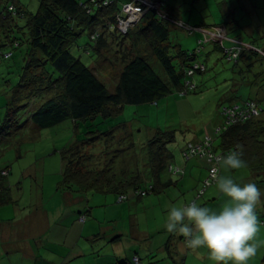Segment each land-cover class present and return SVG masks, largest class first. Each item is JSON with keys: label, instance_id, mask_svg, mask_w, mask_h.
<instances>
[{"label": "trees", "instance_id": "16d2710c", "mask_svg": "<svg viewBox=\"0 0 264 264\" xmlns=\"http://www.w3.org/2000/svg\"><path fill=\"white\" fill-rule=\"evenodd\" d=\"M38 2V10L33 13L16 0H0V61H13V65L5 67L4 74L0 73L2 78L7 76L5 80L8 76L13 77L12 81H7L11 89L5 121L0 128V140L10 133L21 131L29 122L38 130H46L67 121L86 122L101 116L108 119L102 124H108L127 105L153 104L175 91L179 95L183 92L189 94L200 88L192 80L196 75L207 72L206 65L199 60L202 52L200 48L185 51L171 41L170 27L178 22L170 15L173 20L166 19L165 10L166 16H159L150 9L136 30L129 31L127 38L122 37L125 33L121 31L117 40L132 39L135 43L133 47L136 43L146 44L153 61L139 49L124 50L117 57L122 68L116 87L111 92L95 75L92 65L85 64L81 54L77 55L76 52H88L90 49L93 51L91 54H96L97 62L100 50L109 44L107 40L118 38L116 20L119 10L116 0ZM120 18L127 20V16L121 15ZM103 32L108 34L104 36ZM83 37L94 45L91 46L89 42L80 44ZM218 49L225 60L230 63L235 61V66L245 60L246 68L240 72L243 79L245 74L251 73L255 64H264V51L257 46L246 48L243 45L239 57L231 61L229 52L232 49L220 46ZM199 65L205 66L204 72L195 68ZM190 72H193L192 76H189ZM258 80H261V85L257 92L264 95V71L257 74L252 86L257 87ZM188 82L194 83L196 88L187 90ZM228 95L233 99L221 108L219 115L223 130L215 136L218 145L213 143L211 148L221 154L233 150L238 144L242 145L243 159L248 164L246 168L254 174H264V96L261 100L240 98L238 101L236 87L230 89ZM250 103L256 105L258 115L247 110ZM236 107L240 110H236ZM225 111H233L235 123L225 125ZM240 112L247 113L245 119H242ZM26 113L28 118L23 120ZM88 134L94 137L82 144L88 146L86 150L82 152L74 144L70 151L63 152L60 191L83 197L90 193L115 194L127 199L129 192H134L137 198H144L151 193L162 194L174 185L171 179H165L172 161L167 145L174 141L173 131H158L147 142V172H141L139 168L121 171L115 167L113 158L123 153L122 142L128 140L125 126L108 127L105 131ZM121 134L123 139L120 138ZM97 158H102L98 166L89 164ZM4 172L0 173V179L5 178ZM9 194L10 189L0 181V206L13 202ZM261 224L264 226V222ZM123 264L133 263L129 261ZM140 264H143L142 261Z\"/></svg>", "mask_w": 264, "mask_h": 264}, {"label": "rangeland", "instance_id": "374dc122", "mask_svg": "<svg viewBox=\"0 0 264 264\" xmlns=\"http://www.w3.org/2000/svg\"><path fill=\"white\" fill-rule=\"evenodd\" d=\"M17 1L20 4L26 5L33 13L38 10V0ZM79 1L82 2L85 0ZM149 1L151 2L149 3ZM154 1L156 5L152 4V0H116L119 10L116 20V35L118 38L113 37L108 39L106 36L109 44L100 50V57L97 62L95 60L96 54H91L92 50L90 49L88 52L80 50L81 52H76V54H81V60L85 64L92 65L95 75L113 92L122 68L120 58L117 57L124 50L127 52L129 49H134V51L139 49L144 55L146 54L147 58H150L151 50L146 44L136 43L137 45L133 47L135 43L132 39H117H119L121 31L125 33L122 37H126L129 35V31L136 30L135 28L140 24L141 20L152 9L159 16L167 15L166 19L173 20L172 18H174L178 22L176 25H171L170 27L171 41L174 44L190 52L200 48L202 53L199 55V60L206 65L207 72L202 75H196L192 80L200 88L186 96H180L175 91L153 104L140 106L127 105L108 124H102L108 119H103L101 116L86 122L75 123L73 121H67L52 129L46 130H38L29 122L21 131L10 133L8 136L3 137L0 140V173L5 171L3 173L5 178L0 179V181L10 189L9 198L13 202L6 204L5 207L2 206L3 208L0 209V219L6 217L11 218L13 215L16 216L15 212L13 213L7 210L8 207L13 205H17V208L24 213L27 209L23 210V208L32 202L35 203L36 201L33 200H38L37 197L44 198L46 207L54 208L55 198L60 197L58 191H60L59 183L61 182L64 170L63 152L70 151L74 144L83 152L88 146L82 144L87 139L94 137V135L88 133H94L97 130L105 131L108 127L120 125L126 127L128 140H123L122 142L123 153H119V157L113 158L116 168L121 171L139 168L141 172H147L146 169L148 166L145 150L147 142L158 131L165 132L170 130L174 132L175 138L174 141L167 145L168 152L172 156V165H169L165 179H171L174 183H179L173 188L167 189L163 194L151 193L147 197L141 198L142 200L137 199L134 192H129L128 201L123 204L115 203L114 205L117 206L104 207L105 205H102L103 203L101 201L100 205H98L99 207L94 209L101 220L106 217L110 218L111 216H122L125 223L130 215L125 207L128 204L136 203L135 205L140 207L135 212L137 214L138 226L144 230L153 231L156 228L155 224L159 221V200H161L160 202L163 208H165L166 204H171V202L177 206H182L186 197L191 198V200L193 198V200L198 202L199 195L205 194L204 191H206V199L205 197L203 199L200 198L198 203L210 207L207 202L208 196L213 192L215 195L219 194L215 185L212 184L209 187L202 185L197 191L193 189V185L198 186L199 182L203 181L204 183L205 180H208L210 166L205 167V163L199 162L196 157L186 158L184 151L189 144H196L193 141L199 140L208 134L210 135L207 130L210 126H213L212 123L215 125L220 123L218 115L222 106L230 104V100L233 99L232 96L228 95L230 89L236 87L237 96L239 97L238 101H240V98L244 100H261L263 98L264 95L260 94L261 92H257L258 89H255V85L252 86V84L257 80V74L264 71V64H255L251 73L245 74V79H243L240 72L246 68L245 60H241L238 66H235L236 62L233 61V63H230L225 60L222 51L218 49L219 46L223 48L234 45L236 47L243 46L239 45L237 41L238 37L233 38L232 36L234 34L229 31V37L223 38V41L220 40L218 30L222 29V24L227 20L223 17V12H225L226 8H237V13L240 17L242 11L239 9L245 0ZM134 2L146 3L147 5L142 6L143 12L137 15L136 19L133 17L132 20H127L128 22L121 19V15L126 16L124 14V8ZM161 3L165 5L161 6ZM153 6L154 9L152 8ZM164 10L167 12H165L166 15ZM99 31L101 32V30ZM106 34L108 33L103 32L104 36ZM89 41L88 38L83 37L80 40V44H86ZM222 42L226 43L223 44ZM89 44L91 46L94 45L91 42ZM119 44H122V46L119 47ZM152 59L153 57L150 58L151 61H153ZM9 65H13L12 60L3 63L0 61V73L4 74L5 67ZM236 67L239 68V71ZM158 69L160 71V68ZM8 77L7 80H5L7 76L4 78L0 77V128L5 121L6 105L9 99V90L11 89V84L7 81L13 80L12 76ZM256 84L260 87L261 80H258ZM22 118L26 120L28 113L23 115ZM95 125L99 126L96 127ZM121 137H123V134L120 135ZM213 143L218 145V139L216 138ZM100 162H102V158H97L89 164L96 167ZM172 166L179 172V177L170 173V167ZM193 167L197 168V170L192 175ZM221 170L223 171L221 173L222 175L231 176L234 180L242 177H250L251 175L247 168L235 172ZM183 186H185V189ZM106 195L108 197H114L113 195L115 194ZM91 196L92 193L84 198V205L86 199L89 200ZM132 212L134 214V209H132ZM104 226L107 227L110 224Z\"/></svg>", "mask_w": 264, "mask_h": 264}, {"label": "crops", "instance_id": "0c3cea01", "mask_svg": "<svg viewBox=\"0 0 264 264\" xmlns=\"http://www.w3.org/2000/svg\"><path fill=\"white\" fill-rule=\"evenodd\" d=\"M232 8H226L223 12V17L227 20L219 31H222L226 38L229 37L228 31L233 33L232 37H238L240 46L244 45L246 48L257 46L264 51V0H245L239 9L242 11L240 17L237 13L238 9ZM234 47L236 45L228 46L226 49ZM218 118L220 119V115ZM220 123L216 125L212 123L213 126H210L207 132L213 134L204 137H210L214 142L216 131L221 127ZM203 138L193 142L197 144ZM196 159L204 162L205 167L211 168L206 158L196 157ZM196 170L197 168L193 167L191 174L193 175ZM235 171L237 170H232ZM249 172L250 177H242L235 181L255 183L261 192H264V174ZM205 181L199 182L198 186L193 185V189L197 191L202 185L204 186ZM178 183L175 182L171 188ZM183 188L185 189V186ZM204 192L206 194V191ZM58 193L60 197L55 198L54 208L46 207L43 197H37L38 200H33L36 201L35 203L25 206L23 210H27L24 213L17 208V205H9L7 210L15 212L16 216L0 219V264H123L131 261L135 256H138L143 264H217L216 261L208 259L206 248L188 249L184 246L183 236L166 230V208H163L161 200H159V221L155 224L156 228L147 231L137 224L135 212L140 207H137L136 203L128 204L127 207L123 205L130 213L125 223L122 216H111L101 220L95 213L94 209L99 207L101 201L104 207L117 206L114 204L126 203L128 195L125 201L119 202V195L108 197L106 194L92 193L84 205V198L88 195L83 197L62 191ZM205 194L198 198V202L200 198L206 199ZM226 199L220 193L215 195L213 192L208 196L207 202L210 207H207L219 209ZM191 201L193 198L191 200L186 197L184 204ZM199 204L203 206L202 203ZM3 207L0 206V209ZM257 215L260 222H264V196L257 206ZM108 224L110 226H104ZM259 238L264 239L263 225ZM248 264H264V246L257 250Z\"/></svg>", "mask_w": 264, "mask_h": 264}, {"label": "clouds", "instance_id": "9594fccd", "mask_svg": "<svg viewBox=\"0 0 264 264\" xmlns=\"http://www.w3.org/2000/svg\"><path fill=\"white\" fill-rule=\"evenodd\" d=\"M243 155V146L238 144L215 158L218 167L212 169V179L218 192L227 198L219 209L201 206L195 200L182 206H165L166 230L183 236L188 249L206 248L208 259L217 264H248L264 246V239L259 238L262 225L257 215L264 192L255 183H238L231 176L218 174L221 169L248 167Z\"/></svg>", "mask_w": 264, "mask_h": 264}, {"label": "built area", "instance_id": "2783aa9c", "mask_svg": "<svg viewBox=\"0 0 264 264\" xmlns=\"http://www.w3.org/2000/svg\"><path fill=\"white\" fill-rule=\"evenodd\" d=\"M109 3H110V2H109ZM110 4H111V3H110ZM138 4H139L140 6H138ZM143 5H147V4H146V3H138V2H134V3H132V4L127 5V6L124 8V14L127 16V20L130 21V20H132L133 17H135V19H136V16L139 15V14H141V13L143 12V8H142ZM144 12H145V10H144ZM127 20H126V21H127ZM128 21H127V22H128ZM133 21H134V20H133ZM122 24H123V22H122ZM218 34H219L220 40L223 41V38L226 37L225 34H224L222 31H219V30H218ZM241 47H242V46H241ZM241 47L233 48L232 51L229 52V55H230V57H229V61H231V59H236V58L239 57V54H240V52H241ZM234 49H235V50H234ZM195 68H196V69L199 68L201 72H204V71H205V66H204V65H199V67L196 66ZM192 75H193V72H190V73H189V76H192ZM186 86H187V90H189V91H192V90H194V89L196 88L195 84L192 83V82H188V83L186 84ZM187 94H188V92H183V93L180 94V96H186ZM247 107H248L247 110H248L249 112L253 113L254 115H258V111H257V109H256L257 107H256L255 104L250 103V104H248ZM236 110H240L239 107H236ZM224 114H225V116H226V120H227V122L225 123V125H231V123H235L236 120L233 121L234 119H232V118H233V111H225ZM240 116L242 117V119H245L246 116H247V113H246V112H243V113L240 112ZM221 130H223V126H221V127H219V128L217 129L216 134L220 133ZM211 146H213V140H212L210 137H205L204 140H203L202 142H199V143H197V144H189V145L187 146V148L185 149V151H184V156H185L186 158H190V157H199V158H201V159L206 158L207 161L209 162V164L211 165V168H210V171H209V178H208L207 181H205V184H204L205 187H209V186H211L212 184H214V181H213V179H212V176H213L212 169H213L214 167H218V166L216 165V160H215V158H216L217 156H221V155H225V154H226L225 152H224V153H221V154H217V153H215V152L213 151V149L211 148ZM170 173H171L172 175L179 176V175H178L179 172L176 171V169H174L173 166L170 167ZM218 174H220V171H219ZM139 195H141V196H145L146 194H145V193H139ZM201 195H202V194H201ZM201 195H200V196H201ZM125 200H126V198L123 197V196H121V197L119 198V202H123V201H125ZM82 221H84V218L82 219ZM131 263H133V264H140L141 261H140V259H139L138 256H135V257H133V259L131 260Z\"/></svg>", "mask_w": 264, "mask_h": 264}]
</instances>
